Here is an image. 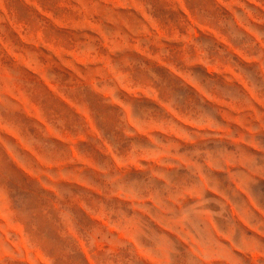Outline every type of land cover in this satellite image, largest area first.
I'll use <instances>...</instances> for the list:
<instances>
[{
    "label": "clouds",
    "instance_id": "obj_1",
    "mask_svg": "<svg viewBox=\"0 0 264 264\" xmlns=\"http://www.w3.org/2000/svg\"><path fill=\"white\" fill-rule=\"evenodd\" d=\"M0 264H264V0H0Z\"/></svg>",
    "mask_w": 264,
    "mask_h": 264
},
{
    "label": "rangeland",
    "instance_id": "obj_2",
    "mask_svg": "<svg viewBox=\"0 0 264 264\" xmlns=\"http://www.w3.org/2000/svg\"><path fill=\"white\" fill-rule=\"evenodd\" d=\"M210 73H211V70H210Z\"/></svg>",
    "mask_w": 264,
    "mask_h": 264
}]
</instances>
